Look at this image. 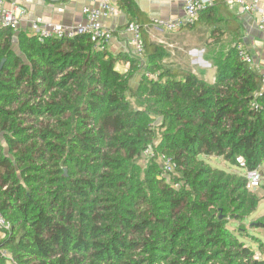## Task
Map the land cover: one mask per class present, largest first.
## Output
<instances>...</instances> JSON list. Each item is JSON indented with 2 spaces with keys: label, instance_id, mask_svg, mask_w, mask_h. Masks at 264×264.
<instances>
[{
  "label": "trees",
  "instance_id": "16d2710c",
  "mask_svg": "<svg viewBox=\"0 0 264 264\" xmlns=\"http://www.w3.org/2000/svg\"><path fill=\"white\" fill-rule=\"evenodd\" d=\"M118 6L145 43L128 72L87 34L40 42L21 31L16 50L0 27V212L11 224L0 264L5 250L18 264H264L249 233L264 219L247 223L259 199L243 173L264 162L261 73L234 45L217 51L209 80L146 37L153 21L136 0Z\"/></svg>",
  "mask_w": 264,
  "mask_h": 264
},
{
  "label": "crops",
  "instance_id": "0c3cea01",
  "mask_svg": "<svg viewBox=\"0 0 264 264\" xmlns=\"http://www.w3.org/2000/svg\"><path fill=\"white\" fill-rule=\"evenodd\" d=\"M111 1L118 6L119 0ZM221 1L225 4L224 7L219 6L210 13L207 10L200 13L193 31L200 35V40L206 38L207 46H219L217 51L243 43L254 57V69L263 72L264 32L259 27V15L244 12L237 5L229 6L227 0ZM88 2L89 0H18V3L28 10L20 23L19 31L30 33L31 21L36 17H42L47 23H78L84 18L83 7ZM136 2L153 23L157 19L180 17L184 14V0H136ZM8 4L11 6L10 2ZM260 6L264 11V0H260ZM104 23L113 30L114 36L107 49L117 58L118 70L128 72L131 60L136 58V54L133 49L132 33L125 26L127 16L119 8L118 14L105 19ZM153 28H156L153 24L146 27V37L149 40L165 42L152 35ZM133 79L136 82L140 80V74L135 73Z\"/></svg>",
  "mask_w": 264,
  "mask_h": 264
},
{
  "label": "built area",
  "instance_id": "2783aa9c",
  "mask_svg": "<svg viewBox=\"0 0 264 264\" xmlns=\"http://www.w3.org/2000/svg\"><path fill=\"white\" fill-rule=\"evenodd\" d=\"M218 0H184V14L180 17L157 19L153 25L166 32H178L187 26L198 22L200 13L203 10L216 4ZM11 3V6L8 4ZM229 6L237 5L244 12L259 15V27L264 32V11L260 6V0H227ZM27 8L18 3V0H0V27L11 28L14 32L19 31L22 19L27 15ZM119 7L111 0H89L83 7L84 18L75 24L47 23L42 17H36L31 21L30 35H35L40 42L47 37L72 38L77 34H87L93 42L97 43L100 49H106L110 41L113 40V30L105 25L104 20L117 15ZM127 30L132 33L133 49L136 57L141 62H145V43L142 31L139 26L132 22L127 25ZM238 57L244 63L253 66L254 57L243 43L235 45ZM264 82V71L260 72ZM147 77L157 78V74L147 72ZM145 156H154L152 149L144 152ZM162 168L166 173L175 170L176 163L166 155H160ZM238 163L244 165L242 157H238ZM248 179L247 187L256 188L261 183V171L259 169L246 170ZM179 186V184H177ZM11 227L10 221L0 212V231L5 233ZM8 264H18L12 254L5 250L2 252Z\"/></svg>",
  "mask_w": 264,
  "mask_h": 264
},
{
  "label": "rangeland",
  "instance_id": "374dc122",
  "mask_svg": "<svg viewBox=\"0 0 264 264\" xmlns=\"http://www.w3.org/2000/svg\"><path fill=\"white\" fill-rule=\"evenodd\" d=\"M20 32L21 31L14 32V47L16 50H18V35ZM152 35L155 37L157 36L165 41L163 43L171 53V56L169 58L170 61H176L184 65H192L196 67L197 71L199 69L205 70L206 78H208L209 80L214 77V73L216 71L215 64L217 63L215 55L217 54V49L219 46H207L206 38L200 40V35L193 30H186L185 32H183V30L178 32H166L159 28H153ZM139 81L140 80L136 82L135 79H133L131 80V85H137ZM201 158L205 159L212 166L228 172L241 170L238 166L231 165L223 157L201 155ZM146 160L147 159L144 158L140 162L142 166H145ZM159 161L162 164V161ZM258 169L261 171V183L258 187L250 189V191L259 199V203L256 210L248 218V224H250L255 219H264V162ZM249 233H251V235L253 236L261 238L264 241V227L249 228ZM247 241L256 247L258 245V241L253 240V238H248Z\"/></svg>",
  "mask_w": 264,
  "mask_h": 264
}]
</instances>
